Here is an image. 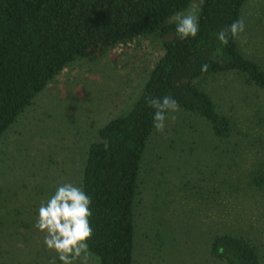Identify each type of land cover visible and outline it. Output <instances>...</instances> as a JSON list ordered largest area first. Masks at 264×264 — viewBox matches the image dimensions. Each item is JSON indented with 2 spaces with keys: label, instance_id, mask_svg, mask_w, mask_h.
Instances as JSON below:
<instances>
[{
  "label": "rangeland",
  "instance_id": "374dc122",
  "mask_svg": "<svg viewBox=\"0 0 264 264\" xmlns=\"http://www.w3.org/2000/svg\"><path fill=\"white\" fill-rule=\"evenodd\" d=\"M200 4L194 0L178 12L200 10ZM241 18L245 30L236 42L243 54L263 62L264 0H247ZM160 44L155 36L118 45L96 62L72 61L0 138V264H49L53 258L61 264L34 227L39 207L60 184L80 187L89 144L104 124L130 109ZM199 84L240 134L217 138L204 118L181 108L163 132H152L140 211L145 222V215L154 217L152 228L143 222L135 233L136 264H226L209 254L213 235L224 230L263 245L264 264V191L246 184L252 170L264 168V91L235 72ZM147 233L157 235L151 243L141 240ZM88 264H99L92 253Z\"/></svg>",
  "mask_w": 264,
  "mask_h": 264
},
{
  "label": "trees",
  "instance_id": "16d2710c",
  "mask_svg": "<svg viewBox=\"0 0 264 264\" xmlns=\"http://www.w3.org/2000/svg\"><path fill=\"white\" fill-rule=\"evenodd\" d=\"M192 1L0 0V138L72 61L96 62L118 45L155 36L161 40V54L137 99L125 114L104 124L87 149L80 187L92 199L88 244L99 264H136L135 233L143 222L152 228L153 213L145 215V222L140 211L143 157L155 130L147 99L169 94L181 109L204 118L215 137L230 140L240 134L235 121L217 110L200 81L235 72L245 85L264 91L262 58L243 54L236 39L227 46L216 39V33L241 19L247 0H201L198 35L182 40L168 19ZM232 145L234 153L237 143ZM246 178L250 189L264 191V168ZM244 235L216 233L210 256L226 264H261L263 245ZM156 236L147 233L141 240L151 243Z\"/></svg>",
  "mask_w": 264,
  "mask_h": 264
},
{
  "label": "clouds",
  "instance_id": "9594fccd",
  "mask_svg": "<svg viewBox=\"0 0 264 264\" xmlns=\"http://www.w3.org/2000/svg\"><path fill=\"white\" fill-rule=\"evenodd\" d=\"M198 13V7H191L187 12H177L172 17L180 39L198 35ZM244 30V20L237 19L216 33V39L222 46H227L230 39L239 38ZM207 70V64L201 66V71ZM147 103L154 109L153 127L157 132L164 131L169 119L175 122L174 113L180 110V105L171 95L149 97ZM91 204V197L70 182L58 185L54 194L41 203L34 227L44 233V244L57 254L61 264H88L91 257L88 241L93 236ZM49 264H56V258L51 259Z\"/></svg>",
  "mask_w": 264,
  "mask_h": 264
}]
</instances>
